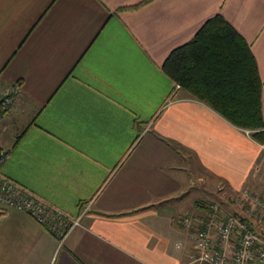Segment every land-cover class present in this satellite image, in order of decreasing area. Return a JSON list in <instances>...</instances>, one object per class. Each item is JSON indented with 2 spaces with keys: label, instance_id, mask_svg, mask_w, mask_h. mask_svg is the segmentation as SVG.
<instances>
[{
  "label": "crops",
  "instance_id": "0c3cea01",
  "mask_svg": "<svg viewBox=\"0 0 264 264\" xmlns=\"http://www.w3.org/2000/svg\"><path fill=\"white\" fill-rule=\"evenodd\" d=\"M219 13L262 80L264 0H0V171L79 223L0 207V264H191L183 214L264 194V150L161 68ZM223 190H222V189Z\"/></svg>",
  "mask_w": 264,
  "mask_h": 264
},
{
  "label": "built area",
  "instance_id": "2783aa9c",
  "mask_svg": "<svg viewBox=\"0 0 264 264\" xmlns=\"http://www.w3.org/2000/svg\"><path fill=\"white\" fill-rule=\"evenodd\" d=\"M177 86V84H176ZM15 83L0 85V119L19 95ZM249 133L248 129H244ZM264 150V139L257 141ZM7 148L0 145V165ZM237 212L221 211L219 203L207 204L202 215L183 214L180 224L186 229L195 249L191 264H264V194L242 186L235 196ZM0 207H12L29 214L48 231L62 238L79 223L0 171Z\"/></svg>",
  "mask_w": 264,
  "mask_h": 264
},
{
  "label": "trees",
  "instance_id": "16d2710c",
  "mask_svg": "<svg viewBox=\"0 0 264 264\" xmlns=\"http://www.w3.org/2000/svg\"><path fill=\"white\" fill-rule=\"evenodd\" d=\"M161 68L190 97L248 129L256 141L264 139L262 80L254 57L243 37L219 13L171 49Z\"/></svg>",
  "mask_w": 264,
  "mask_h": 264
},
{
  "label": "rangeland",
  "instance_id": "374dc122",
  "mask_svg": "<svg viewBox=\"0 0 264 264\" xmlns=\"http://www.w3.org/2000/svg\"><path fill=\"white\" fill-rule=\"evenodd\" d=\"M222 189V188H221ZM223 190V189H222Z\"/></svg>",
  "mask_w": 264,
  "mask_h": 264
}]
</instances>
